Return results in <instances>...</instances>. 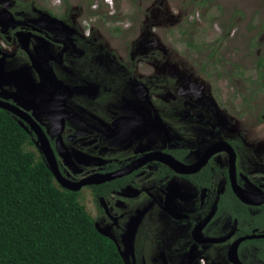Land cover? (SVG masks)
Returning <instances> with one entry per match:
<instances>
[{
    "label": "flooded vegetation",
    "instance_id": "af4514ba",
    "mask_svg": "<svg viewBox=\"0 0 264 264\" xmlns=\"http://www.w3.org/2000/svg\"><path fill=\"white\" fill-rule=\"evenodd\" d=\"M78 4L0 0V110L27 148L125 264H264V143L116 47L113 12Z\"/></svg>",
    "mask_w": 264,
    "mask_h": 264
},
{
    "label": "rangeland",
    "instance_id": "374dc122",
    "mask_svg": "<svg viewBox=\"0 0 264 264\" xmlns=\"http://www.w3.org/2000/svg\"><path fill=\"white\" fill-rule=\"evenodd\" d=\"M96 1L115 15L105 21L119 29L105 28L116 47L133 50L187 100L215 107L223 100L233 129L264 143V0H79L78 7Z\"/></svg>",
    "mask_w": 264,
    "mask_h": 264
},
{
    "label": "trees",
    "instance_id": "16d2710c",
    "mask_svg": "<svg viewBox=\"0 0 264 264\" xmlns=\"http://www.w3.org/2000/svg\"><path fill=\"white\" fill-rule=\"evenodd\" d=\"M264 61V60H263ZM0 264H125L0 110Z\"/></svg>",
    "mask_w": 264,
    "mask_h": 264
},
{
    "label": "water",
    "instance_id": "95a60500",
    "mask_svg": "<svg viewBox=\"0 0 264 264\" xmlns=\"http://www.w3.org/2000/svg\"><path fill=\"white\" fill-rule=\"evenodd\" d=\"M49 168L51 169V171L55 174L56 170H55V166L53 165V163H51L49 165ZM240 196L241 199L246 200V195H244L243 193H239L238 194Z\"/></svg>",
    "mask_w": 264,
    "mask_h": 264
},
{
    "label": "clouds",
    "instance_id": "9594fccd",
    "mask_svg": "<svg viewBox=\"0 0 264 264\" xmlns=\"http://www.w3.org/2000/svg\"><path fill=\"white\" fill-rule=\"evenodd\" d=\"M109 1H110V0H105V2L108 3V4H109ZM111 7H112V6H111Z\"/></svg>",
    "mask_w": 264,
    "mask_h": 264
}]
</instances>
